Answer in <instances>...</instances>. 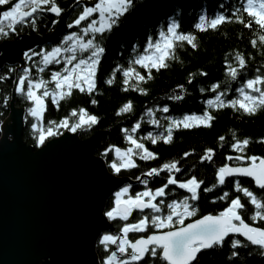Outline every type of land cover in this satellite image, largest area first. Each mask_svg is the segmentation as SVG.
<instances>
[{
  "label": "snow or ice",
  "instance_id": "6c2138e0",
  "mask_svg": "<svg viewBox=\"0 0 264 264\" xmlns=\"http://www.w3.org/2000/svg\"><path fill=\"white\" fill-rule=\"evenodd\" d=\"M135 6L136 0H72L68 8L60 0H0V83L14 81L10 91L0 93V108L7 109L17 97L25 102L23 121L36 148L99 127L102 117L84 105L69 108L58 119H46L45 113L49 104L59 109L76 94L88 96L91 105L98 103L107 42ZM217 9H202L187 30L179 13L167 17L154 34L145 36L143 45L132 43L127 56L118 51L122 59L102 78L105 85L118 80L121 91L145 95L149 90L144 85L155 72L181 61L177 49L199 48L198 33L216 31L225 23H238L250 33L248 44L254 51H226L219 78L200 83L209 73L199 68L170 89L163 102L154 100L137 113L127 99L115 109L116 117H131L119 126L126 146L101 145L96 159L114 181L101 218L117 228L97 233L95 264H201L203 256L226 244L228 264H247L251 255L264 258V155L248 151L250 143H264V136L253 140L230 128L200 151L190 147L143 168L138 163L159 158L149 145L171 144L179 130L210 128L216 113L225 109L238 116L264 111V60L252 63L257 54L264 56V0H234ZM46 17H51L49 34L40 38ZM26 29L36 34L27 44ZM17 44L15 57H9L8 49ZM5 57L11 62L5 63ZM192 88L200 94L202 109L175 113L173 105ZM207 166L213 170L211 180L197 174ZM133 169L138 173L120 179ZM202 200L224 204L204 211Z\"/></svg>",
  "mask_w": 264,
  "mask_h": 264
},
{
  "label": "water",
  "instance_id": "95a60500",
  "mask_svg": "<svg viewBox=\"0 0 264 264\" xmlns=\"http://www.w3.org/2000/svg\"><path fill=\"white\" fill-rule=\"evenodd\" d=\"M35 37L26 35L23 43ZM20 46H11L9 57ZM23 115L15 99L1 127L0 264H95L97 233L113 229L101 218L114 190L96 159L103 134H65L35 149L23 139Z\"/></svg>",
  "mask_w": 264,
  "mask_h": 264
},
{
  "label": "trees",
  "instance_id": "16d2710c",
  "mask_svg": "<svg viewBox=\"0 0 264 264\" xmlns=\"http://www.w3.org/2000/svg\"><path fill=\"white\" fill-rule=\"evenodd\" d=\"M234 0H136L135 8L121 19L118 28H115L108 40V52L102 61L100 69V88L101 92L96 95L98 103L91 105L88 103L89 97L82 94L74 95L70 101L61 102L59 109L49 104L45 113L46 119H58L64 115L66 111L76 105H84L90 111L102 117L99 127L85 135H79L81 139H87L96 133H102V145L112 142L120 146H126L119 132L120 122L125 124L131 119L129 116L116 117L115 109L125 100L131 99L134 103L135 111L139 113L146 104H151L154 100L163 102L165 94L173 89L176 84L185 83L189 72H194L199 68H204L208 73V78H201L200 83L207 84L211 79L221 76L222 57L226 51L231 48H239L241 51H254L248 44L250 33L238 23H225L216 31H207L198 33L199 48L192 50L189 47L177 49L178 55L181 57L180 62H169L167 68L155 72L153 79L148 81L144 86L148 88L145 95L138 94L133 91L123 92L120 90L119 81L112 86L103 84L102 78L108 72L114 62L122 59L116 53L123 51L127 56L129 46L136 42L143 45L147 34H154L157 28L163 25L166 18L175 13H179L182 27L187 30L191 28L196 16L202 9H207L212 13L221 3L228 5ZM48 22V21H47ZM49 31L47 24L40 26V35H44ZM29 35H33L28 33ZM121 46L122 49H121ZM264 60V56L256 55L255 60ZM2 68L0 71H3ZM14 87V81L8 80L6 83H0V93L10 91ZM16 106L25 108V102L16 98ZM203 105L200 101V94L195 88H192L190 94L183 101L173 105V111L180 113L183 111H200ZM0 120L4 122L10 114V105L7 109L0 108ZM216 120L210 128H194L190 130H179L174 134V140L171 144L158 143L151 146L154 151L160 155L156 161H139L140 167L158 164L164 159L178 156L182 151L190 147L200 151L204 146H213L216 137L224 133L227 129H236L240 136H249L255 140L260 136H264V111H259L256 115L238 116L230 109H225L216 113ZM25 124V123H24ZM0 125V139L2 137ZM24 141L38 149L33 144L30 130L25 124ZM226 150V149H225ZM250 153L264 155V143L253 142L248 147ZM216 160L219 163L221 154H217ZM139 169H133L126 172L123 177L129 178L133 174L138 173ZM212 168L205 167L202 171L197 169L198 175H203L206 180L212 179ZM136 184L135 180H132ZM224 202L217 201L211 203L209 200L201 201V208L204 211L218 210L223 206ZM113 230L117 225L112 224ZM97 251V249H96ZM227 244L224 249H216L201 258V264H228ZM241 259H244L242 256ZM247 264H264V258L259 255H251L247 257Z\"/></svg>",
  "mask_w": 264,
  "mask_h": 264
},
{
  "label": "flooded vegetation",
  "instance_id": "af4514ba",
  "mask_svg": "<svg viewBox=\"0 0 264 264\" xmlns=\"http://www.w3.org/2000/svg\"><path fill=\"white\" fill-rule=\"evenodd\" d=\"M60 3H61V5L63 6V7H65V8H68V6L70 5V4H72V0H60ZM50 18L51 17H46L45 18V20L43 21V22H41V24H40V26L42 25V24H47L48 25V23L50 22ZM48 21V22H47ZM49 29V28H48ZM49 32V31H48ZM47 32V33H48ZM29 32H28V30L26 29V31H25V33H24V36H26V35H29L28 34ZM31 34H33V35H36L35 33H31ZM46 34V33H45Z\"/></svg>",
  "mask_w": 264,
  "mask_h": 264
},
{
  "label": "bare ground",
  "instance_id": "6f19581e",
  "mask_svg": "<svg viewBox=\"0 0 264 264\" xmlns=\"http://www.w3.org/2000/svg\"><path fill=\"white\" fill-rule=\"evenodd\" d=\"M49 33V32H48ZM47 34V33H46ZM46 34H44V35H40L41 37H44V36H46ZM29 36H34V35H29Z\"/></svg>",
  "mask_w": 264,
  "mask_h": 264
}]
</instances>
